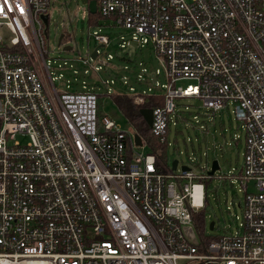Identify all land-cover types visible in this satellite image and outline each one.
<instances>
[{
	"label": "built area",
	"instance_id": "2783aa9c",
	"mask_svg": "<svg viewBox=\"0 0 264 264\" xmlns=\"http://www.w3.org/2000/svg\"><path fill=\"white\" fill-rule=\"evenodd\" d=\"M84 4L98 27L100 16L153 46L165 82L126 95L164 97L151 126L162 141L182 117L176 98L233 106L246 128L239 227L199 233L211 176L161 171L142 136L99 117L97 93L57 88L45 58L51 0H0V264H264V0Z\"/></svg>",
	"mask_w": 264,
	"mask_h": 264
},
{
	"label": "rangeland",
	"instance_id": "374dc122",
	"mask_svg": "<svg viewBox=\"0 0 264 264\" xmlns=\"http://www.w3.org/2000/svg\"><path fill=\"white\" fill-rule=\"evenodd\" d=\"M50 14L45 58L57 88L97 93L99 117L109 116L124 130L132 129L109 93L132 94L134 91L130 87H134L137 93H151L149 88L158 82H165L163 74L155 72L157 68H162V64L153 46L141 45L133 40L130 30L108 20L99 19L98 27L90 20L82 0H51ZM98 29L109 36V44L100 46L102 43L94 37V31ZM66 31L72 37L68 43L74 47L72 50H64V43L59 45L60 36ZM2 35L11 38L4 31ZM123 42L128 45L121 47ZM98 45L100 55L97 66L101 68L94 71L91 52ZM45 76L49 82L48 75ZM176 103L182 117L175 118L176 123L170 127L169 162L171 164L178 159L179 169L187 165L196 175L206 176L212 162L219 161L220 168L204 182L209 202L203 209L206 227L203 234L218 236L235 233L240 221L237 215L242 216L241 205L245 201L240 177L246 143L244 123L236 117L232 105L229 109L213 112L197 97L176 98ZM212 221L215 228L210 229Z\"/></svg>",
	"mask_w": 264,
	"mask_h": 264
},
{
	"label": "trees",
	"instance_id": "16d2710c",
	"mask_svg": "<svg viewBox=\"0 0 264 264\" xmlns=\"http://www.w3.org/2000/svg\"><path fill=\"white\" fill-rule=\"evenodd\" d=\"M100 19V16H99ZM94 21H97L94 17ZM114 99L116 106L123 112V114L128 119L131 124L132 129L139 133L145 142L148 144V148L156 156V164L158 169L163 172H172L171 164L169 162V157L167 154L168 141H162L160 137L153 134L151 127L148 125L143 115L141 114V108H154L158 105L163 104L164 97L157 96L153 97L147 95L144 103L138 104L135 102L134 98L126 94H111ZM207 182V179L204 180ZM207 193V190H206ZM209 202L208 196L206 197V204ZM195 226L199 233L203 234L205 230V213L203 209L194 215Z\"/></svg>",
	"mask_w": 264,
	"mask_h": 264
},
{
	"label": "water",
	"instance_id": "95a60500",
	"mask_svg": "<svg viewBox=\"0 0 264 264\" xmlns=\"http://www.w3.org/2000/svg\"><path fill=\"white\" fill-rule=\"evenodd\" d=\"M83 3H87L88 0H82ZM89 7L91 9V11L93 13L96 12V2L95 1H91L89 2ZM46 19L48 18V16L45 17ZM65 36V32L60 36V40H59V45H61L62 43V40ZM100 46H103V45H100ZM64 50H72L73 49V46L71 44H67L63 47ZM96 53H97V50L94 49L93 52H92V58H95L96 57ZM141 114L143 115L144 119L146 120V122L148 123V125L151 127L152 126V122H153V109L152 108H147V107H144V108H141L140 110ZM135 139H136V142L138 144H142V138H141V135L139 133H136L135 134ZM178 165H179V160L178 159H174L173 162L171 163V168L173 170H176L178 168ZM220 168V164H219V161L218 160H214L212 162V166H211V169L208 171V174L210 176H213L216 172V170H218ZM182 169L184 170H189L190 167L187 166V165H183L182 166ZM215 228V222H211L210 223V229H213Z\"/></svg>",
	"mask_w": 264,
	"mask_h": 264
},
{
	"label": "flooded vegetation",
	"instance_id": "af4514ba",
	"mask_svg": "<svg viewBox=\"0 0 264 264\" xmlns=\"http://www.w3.org/2000/svg\"><path fill=\"white\" fill-rule=\"evenodd\" d=\"M69 38V35H68V33H66V35L64 36V38H63V41L65 40H67Z\"/></svg>",
	"mask_w": 264,
	"mask_h": 264
}]
</instances>
